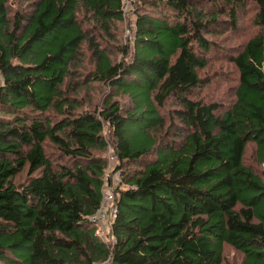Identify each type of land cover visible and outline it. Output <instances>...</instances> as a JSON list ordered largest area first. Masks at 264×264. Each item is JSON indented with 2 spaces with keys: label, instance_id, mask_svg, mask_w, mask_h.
<instances>
[{
  "label": "trees",
  "instance_id": "trees-1",
  "mask_svg": "<svg viewBox=\"0 0 264 264\" xmlns=\"http://www.w3.org/2000/svg\"><path fill=\"white\" fill-rule=\"evenodd\" d=\"M121 8L0 0V264H264V0H137L132 46Z\"/></svg>",
  "mask_w": 264,
  "mask_h": 264
},
{
  "label": "built area",
  "instance_id": "built-area-1",
  "mask_svg": "<svg viewBox=\"0 0 264 264\" xmlns=\"http://www.w3.org/2000/svg\"><path fill=\"white\" fill-rule=\"evenodd\" d=\"M137 0H122V16L123 23L127 22V15L131 17V10L135 6ZM164 1V0H161ZM132 24L129 27H125V38H127L126 45L132 46L134 42ZM117 156L114 150L107 145L106 152V167L103 174V185L101 188V202L97 210L88 217V221L97 226L96 236L108 246L112 242L109 230L112 222L117 216V193L118 184L120 182V171L117 169ZM93 264H108V261Z\"/></svg>",
  "mask_w": 264,
  "mask_h": 264
},
{
  "label": "rangeland",
  "instance_id": "rangeland-1",
  "mask_svg": "<svg viewBox=\"0 0 264 264\" xmlns=\"http://www.w3.org/2000/svg\"><path fill=\"white\" fill-rule=\"evenodd\" d=\"M127 22L126 24L123 23L121 26H119L118 30L116 33H114V37L115 40L114 41H120L122 42L123 45H126L127 43V38H125L124 34H125V27H129L130 24H132L133 26V22L131 21L132 19H130V15H127ZM243 21V20H242ZM251 32V30L247 27V25L244 23L243 25H241V28L239 30H236L234 32L229 31L228 34L224 35L221 37V45L223 47L227 46L230 48V50H233L234 48L238 47L243 41L244 39L249 35V33ZM219 38V37H218ZM234 71V72H233ZM225 73L226 74H222V76L224 77L225 80H223L222 78L219 79V81L215 82V90L216 92L214 94H210L208 95V97H205L208 100H211V98L209 97H215V95H219L220 97L218 98L219 100H227L229 97V93H225V85L228 88L233 84V78L235 75V70L232 67H227L225 68ZM203 94V93H202ZM92 96V98L94 99V95H96V92L93 91L92 94H90ZM204 97V96H203ZM252 150L253 148H248L247 152H246V156H245V162L247 164L251 163V154H252ZM26 173V172H25ZM24 178V172L19 174V176L16 179V182L19 183L23 180ZM228 255H229V260L230 262L234 261L235 264H239L238 262V257L236 256V254H234L231 250H228ZM234 258V260H233ZM237 262V263H236Z\"/></svg>",
  "mask_w": 264,
  "mask_h": 264
}]
</instances>
